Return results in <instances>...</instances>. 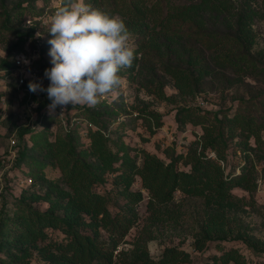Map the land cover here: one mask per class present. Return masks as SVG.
Returning a JSON list of instances; mask_svg holds the SVG:
<instances>
[{
	"label": "trees",
	"instance_id": "16d2710c",
	"mask_svg": "<svg viewBox=\"0 0 264 264\" xmlns=\"http://www.w3.org/2000/svg\"><path fill=\"white\" fill-rule=\"evenodd\" d=\"M89 1L91 5L96 2ZM145 2L131 0V19H122L143 34L144 43L136 49L137 56L141 54L144 60V54L153 53L180 94L194 96L195 86H201L207 78L224 84L227 89L245 84L244 77L264 78V74L256 73L254 65L264 59V49L254 53L258 44L255 26L264 21V0H158L151 6ZM16 59L3 62L1 78L14 80ZM139 68V74L152 76L146 81V87L158 83L156 63L140 64ZM1 95L0 92V99ZM256 101L264 104V91H258L249 100H240L242 104ZM191 118V112L177 113L179 124ZM46 121L42 114L40 124L44 126ZM216 123L239 129L245 136V146L253 138L254 149L262 147L263 127L255 125L252 115L238 111L226 117L225 122L217 120ZM161 126L159 123L158 128ZM149 127L152 129L151 124ZM225 129L226 126L216 124L207 126L204 150L198 153L191 149L184 160L189 171L179 166L182 156L169 155L170 162H166L133 147L112 154L98 132H89L92 148L86 149L84 155L77 149L73 132L63 140L50 142L44 158L59 168L61 177L50 180L45 173H39L38 177L32 175L28 179L30 187L36 186L38 180L48 185L44 195L26 199L24 190L14 215L1 216L0 254L4 253L5 257H0V264H188L190 253L179 247L165 249L159 258L152 257L149 239L142 235L129 241L128 249H120L138 224V206L145 199L142 190L133 189L137 178L149 194L147 211L153 226L178 222L179 218L165 206L180 193L204 203L200 231L192 249L200 252L210 242H226L232 234L231 224L236 221L232 218L255 205L258 177L247 166L240 175L225 177L219 165V161H226L225 143L231 137ZM24 137L20 135L21 139ZM25 142L24 148L28 146V141ZM207 147L217 154L216 161L207 156ZM86 153L90 154V161ZM262 156L264 159V150ZM109 181L112 189L99 191L100 186L108 188ZM237 189L248 192L250 200L236 196ZM118 200L125 202L124 205L117 203ZM43 202L48 204L47 211L34 207ZM238 240L255 250L260 247L264 252V243L247 232L239 233ZM213 264H245V261L237 249L223 247Z\"/></svg>",
	"mask_w": 264,
	"mask_h": 264
},
{
	"label": "rangeland",
	"instance_id": "374dc122",
	"mask_svg": "<svg viewBox=\"0 0 264 264\" xmlns=\"http://www.w3.org/2000/svg\"><path fill=\"white\" fill-rule=\"evenodd\" d=\"M130 1L96 0L91 5L86 0L93 9L121 19L124 17L126 21L132 15ZM156 1L158 0H146L145 3L151 6ZM63 3L64 0H0V67L5 60L12 61L14 57L22 58L25 63L23 86L16 80L9 82L0 77L1 98H6L4 102L0 99V218L14 215L17 201L24 190L26 199L44 195L48 185L38 180L36 186L30 187L28 179L32 175L38 177L39 173H45L50 180L61 177L59 168L51 166L45 160L44 153L47 144L63 140L67 134H76L73 138L83 155L86 149L90 151L92 148V141L88 137L92 131L102 136L112 154L118 153L120 149L133 147L139 151L144 149L166 162H170L169 155L182 156L179 166L182 170L189 171L190 167L184 164V160L191 149L198 153L204 150L205 130L207 126L216 124L218 127L226 126L225 133L231 136L225 143L226 161H219V165L226 178L240 175L242 168L246 166L255 173L258 177L254 192L255 205L232 218V221H236L231 224L232 234L227 237L226 242H210L203 251L197 252L192 247L200 231L199 223L204 212L202 200L187 198L178 193L176 199L165 206L166 210L179 218L178 222L153 226L147 211L149 194L142 188L141 179L137 178L133 189L142 190L145 199L138 206L139 222L127 236V244L120 249H128L129 241L133 242L138 235H142L149 239L150 255L155 258H159L167 248L179 247L190 253L191 261L188 264H213L223 247L226 250L233 247L242 255L245 264H264V252L260 247L255 250L238 240L239 233L247 232L264 243V104L257 101L251 104L240 102L249 100L260 90L264 91V78L259 80L252 76L244 77L245 84L232 89L207 78L201 86H195L194 96H187L175 89L173 79L161 69L153 53L144 54L146 56L144 60L142 58V63L139 54L132 67L121 71L123 85L105 95L96 107L78 105L72 108L68 105L66 110L58 107L54 113L50 112L48 106L51 102L45 106L50 101L47 93H33L28 85L36 82L47 88L50 84L44 73L53 66L49 55L51 45L48 42L53 37L48 32L50 25L46 21L50 20ZM114 10L118 12L113 14ZM127 28L132 34L131 44L136 50L144 43L143 34L129 26ZM186 28L188 26L184 27ZM255 30L258 44L254 53H257L264 49V21L257 22ZM150 63H156L158 83L146 87L150 76L139 74V67L140 64ZM254 65L256 73L264 74V59ZM180 111L184 114L191 112V120L179 124L177 113ZM238 111L252 115L255 125L263 127L260 131L261 148L254 149L256 142L253 138L249 146H245V136L240 134L239 129L233 130L227 124L216 123L217 120L225 122L226 117H232ZM42 114L47 119L44 126L39 122ZM199 121L203 124H198ZM159 123H162L160 128ZM20 135L25 137L21 139ZM13 140L17 141L14 147L11 143ZM25 141H28V146L24 148ZM250 147L253 150H249ZM206 154L214 161L217 160V154L209 147L206 148ZM85 157L88 161L91 160L89 153ZM110 183L109 181L108 188L107 185L100 186L99 191L107 192L106 189H112ZM234 193L239 198L250 200L249 193L244 190L237 189ZM117 203L122 206L125 202L118 200ZM34 207L45 212L48 204L43 202L36 206L34 204ZM52 235L56 238L55 234ZM0 257H5V254H0Z\"/></svg>",
	"mask_w": 264,
	"mask_h": 264
},
{
	"label": "clouds",
	"instance_id": "9594fccd",
	"mask_svg": "<svg viewBox=\"0 0 264 264\" xmlns=\"http://www.w3.org/2000/svg\"><path fill=\"white\" fill-rule=\"evenodd\" d=\"M46 23L53 37L48 41L53 66L44 73L50 84L30 82L28 87L47 93L50 112L68 105L94 108L123 85L121 71L137 59L123 19L93 9L86 0H64Z\"/></svg>",
	"mask_w": 264,
	"mask_h": 264
},
{
	"label": "built area",
	"instance_id": "2783aa9c",
	"mask_svg": "<svg viewBox=\"0 0 264 264\" xmlns=\"http://www.w3.org/2000/svg\"><path fill=\"white\" fill-rule=\"evenodd\" d=\"M24 69H25V63L23 61L22 58H17L15 61V67L12 73V76L14 78V80H16L20 86H23L25 84V80H24ZM6 98L2 97L1 100L4 102ZM12 146L14 147L17 143L16 140H13L12 142ZM261 183V181H260Z\"/></svg>",
	"mask_w": 264,
	"mask_h": 264
}]
</instances>
